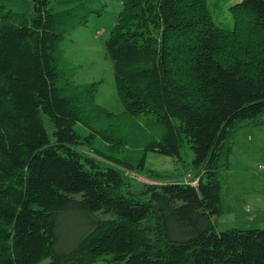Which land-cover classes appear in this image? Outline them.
Listing matches in <instances>:
<instances>
[{
    "label": "trees",
    "instance_id": "1",
    "mask_svg": "<svg viewBox=\"0 0 264 264\" xmlns=\"http://www.w3.org/2000/svg\"><path fill=\"white\" fill-rule=\"evenodd\" d=\"M207 1L122 0L105 46L123 113L60 46L103 2L0 3V264H264V227L214 220L234 132L264 123V0L233 3L228 24ZM187 145L192 180L146 166ZM72 210L90 226L61 248Z\"/></svg>",
    "mask_w": 264,
    "mask_h": 264
},
{
    "label": "rangeland",
    "instance_id": "2",
    "mask_svg": "<svg viewBox=\"0 0 264 264\" xmlns=\"http://www.w3.org/2000/svg\"><path fill=\"white\" fill-rule=\"evenodd\" d=\"M3 0H0V3ZM240 0H208V7L217 23L233 21L231 5ZM103 2L101 15L92 14L86 25L68 34L60 42L66 60L77 64L74 75L77 82L100 80L97 102L114 113H123L125 107L119 97L111 57L106 54L105 41L117 20L122 0H93ZM48 133L53 137V125L44 115ZM140 120L144 118L139 117ZM233 149L230 164L222 170L223 211L215 216L218 230L229 227H264V123L243 122L232 136ZM194 150L185 146L181 157L148 150L146 166L173 172V177L192 180ZM131 179L140 184L152 181L145 172L128 171ZM196 182V181H193ZM87 214L72 210L61 217L60 247L70 248L89 228ZM48 258L36 264H46ZM102 264V262H100Z\"/></svg>",
    "mask_w": 264,
    "mask_h": 264
}]
</instances>
